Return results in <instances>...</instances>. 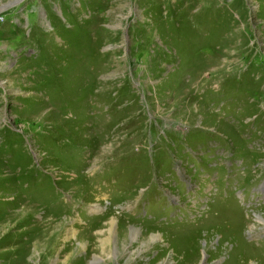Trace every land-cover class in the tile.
Segmentation results:
<instances>
[{"label": "rangeland", "instance_id": "374dc122", "mask_svg": "<svg viewBox=\"0 0 264 264\" xmlns=\"http://www.w3.org/2000/svg\"><path fill=\"white\" fill-rule=\"evenodd\" d=\"M0 264H264V0H0Z\"/></svg>", "mask_w": 264, "mask_h": 264}, {"label": "bare ground", "instance_id": "6f19581e", "mask_svg": "<svg viewBox=\"0 0 264 264\" xmlns=\"http://www.w3.org/2000/svg\"><path fill=\"white\" fill-rule=\"evenodd\" d=\"M110 234H111V233H110ZM111 235L113 236V234H111ZM95 236H96V235H95ZM112 236H109V237L112 239V238H114V236H113V237H112ZM108 239H109V238H108ZM108 239L104 241V244L102 245V248L108 245V243H109V242H108ZM96 241H97V240H96ZM101 243H103V242H101ZM109 244H110V243H109ZM113 244H114V243H113ZM111 245H112V243H111ZM98 246H99V245H98ZM110 247H111V246H110ZM110 247H109V248H110ZM107 248H108V246H107ZM107 248H106V249H107ZM104 249H105V248H104ZM106 249H105V250H106ZM102 252H103V251H102ZM115 252H116V251H115ZM112 256H113V257H111V259H110L109 261H111V263H112V262L115 263L116 260H117V253L112 252Z\"/></svg>", "mask_w": 264, "mask_h": 264}, {"label": "crops", "instance_id": "0c3cea01", "mask_svg": "<svg viewBox=\"0 0 264 264\" xmlns=\"http://www.w3.org/2000/svg\"><path fill=\"white\" fill-rule=\"evenodd\" d=\"M20 1H21V0H20ZM27 54H32V57H33V56H34V49H31V48L28 47ZM17 57H18V56H17ZM90 208H92L94 212H97V210L94 209L93 206H91ZM99 212H101V211H98L97 213H99Z\"/></svg>", "mask_w": 264, "mask_h": 264}]
</instances>
